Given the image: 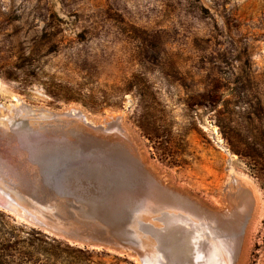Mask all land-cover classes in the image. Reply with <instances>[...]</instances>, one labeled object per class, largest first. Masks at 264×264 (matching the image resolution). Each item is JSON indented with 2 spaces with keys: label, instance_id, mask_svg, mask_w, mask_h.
Listing matches in <instances>:
<instances>
[{
  "label": "rangeland",
  "instance_id": "rangeland-1",
  "mask_svg": "<svg viewBox=\"0 0 264 264\" xmlns=\"http://www.w3.org/2000/svg\"><path fill=\"white\" fill-rule=\"evenodd\" d=\"M0 104L119 118L122 132L28 119L16 135V115L0 113V154L77 160L109 187L156 191L145 210L162 222V243L174 226L200 250L175 264H236L246 237L238 264H264V0H0ZM233 194L249 198L242 231L216 218ZM0 264L143 263L0 207Z\"/></svg>",
  "mask_w": 264,
  "mask_h": 264
},
{
  "label": "water",
  "instance_id": "water-1",
  "mask_svg": "<svg viewBox=\"0 0 264 264\" xmlns=\"http://www.w3.org/2000/svg\"><path fill=\"white\" fill-rule=\"evenodd\" d=\"M0 113L16 115L9 120L14 128L11 132L16 135L21 126H28L31 122L28 119L40 126L74 124L83 130L106 134L113 128L123 131L119 118L98 123L80 110L54 113L34 111L26 106L7 109L0 104ZM12 155L0 154V207L16 216L75 243L135 253L143 264H175L176 259H197L187 249L199 248L188 239H179L174 226L168 231L173 239L167 245L162 243V222L157 216L150 220L145 210L146 204L159 201V196H153L158 195L156 191L128 193L119 186L109 187L102 178L77 172L83 166L78 167L77 160L32 157L18 162Z\"/></svg>",
  "mask_w": 264,
  "mask_h": 264
},
{
  "label": "bare ground",
  "instance_id": "bare-ground-1",
  "mask_svg": "<svg viewBox=\"0 0 264 264\" xmlns=\"http://www.w3.org/2000/svg\"><path fill=\"white\" fill-rule=\"evenodd\" d=\"M13 97V96H12ZM14 97H16V96H14ZM18 98V97H17ZM19 99V98H18ZM19 102V101H18ZM15 103H16V101H15ZM20 103V102H19ZM10 106V105H9ZM71 107V106H70ZM70 110H78V109H74V106H73V108H71V109H69V111ZM51 111V110H50ZM117 113V112H116ZM86 114V113H85ZM23 116V115H22ZM86 116V115H85ZM111 116V115H110ZM87 117V116H86ZM123 117V116H122ZM24 118V117H23ZM88 118V117H87ZM17 119H20V118H16V120ZM107 119V118H106ZM112 119V118H111ZM103 120V119H102ZM122 120V119H121ZM109 121H110V119H109ZM121 125V124H120ZM123 126V125H122ZM130 128V127H129ZM114 129V128H113ZM118 130V129H117ZM123 130H124V128H123ZM115 132V131H114ZM120 133V132H119ZM134 133V132H133ZM130 134H132V133H130ZM138 136V135H137ZM136 136V137H137ZM121 139V138H120ZM131 139V138H130ZM138 140V139H137ZM135 142V141H134ZM137 142V141H136ZM140 143V142H139ZM143 143V142H142ZM124 145V144H123ZM137 145V144H136ZM139 145V144H138ZM144 145V144H143ZM133 147V146H132ZM126 149V148H125ZM142 150V149H141ZM139 152H141V151H139ZM140 154H142V153H140ZM142 156H140V158H141ZM142 159V158H141ZM144 159V158H143ZM146 163H148V162H146ZM142 164H143V162H142ZM150 166V165H149ZM163 167V166H162ZM152 168V167H151ZM157 169V168H156ZM145 170H147L148 171V169H145ZM144 170V171H145ZM151 170V169H150ZM138 171V170H137ZM143 171V170H142ZM156 171V170H155ZM158 171H160V170H158ZM167 171V170H166ZM141 172V171H140ZM161 172V171H160ZM160 172H158L157 174H159ZM149 174H151V173H149ZM153 174V173H152ZM229 174H230V172H229ZM234 174V173H233ZM238 174V173H237ZM133 175V174H132ZM147 176H149V175H147ZM159 176V175H158ZM234 176H235V174H234ZM240 177H241V175H239ZM238 176V177H239ZM145 177V176H144ZM172 177H174V176H172ZM232 177H233V175H232ZM239 177V178H240ZM147 178H151V177H147ZM175 178H176V176H175ZM174 178V179H175ZM243 178H244V176H243ZM242 178V179H243ZM246 178V177H245ZM166 179V178H165ZM232 179V178H231ZM236 179V178H235ZM153 180V179H152ZM228 180V179H227ZM151 180H149V182H150ZM168 181V180H167ZM173 181V180H172ZM242 181H244V180H242ZM176 182V181H175ZM178 182V181H177ZM176 182V183H177ZM156 183V182H155ZM158 183V182H157ZM170 183V182H169ZM234 183V182H233ZM237 183V182H236ZM249 181H248V185H249ZM148 184H150V183H148ZM153 184H154V182H153ZM244 184V183H243ZM174 185V184H173ZM227 185V184H226ZM245 185V184H244ZM244 185H242L243 187H244ZM144 186V185H143ZM156 186V185H155ZM163 186V185H162ZM167 186V185H166ZM188 186V185H187ZM246 186V185H245ZM250 186V185H249ZM256 186V185H255ZM152 187H154V186H152ZM170 187H172V186H170ZM178 187V186H177ZM228 187V186H227ZM251 187V186H250ZM149 188H151V187H149ZM156 188V187H155ZM159 188V187H158ZM173 188H175L174 186H173ZM258 188V187H257ZM170 189V188H169ZM177 189H179V188H177ZM183 189H184V187H183ZM186 189V188H185ZM242 188H240V190H241ZM248 189H249V187H248ZM251 189V188H250ZM171 190V189H170ZM169 190V191H170ZM259 190V189H258ZM153 191V190H152ZM159 191H161V190H159ZM190 191H191V189H190ZM233 191V190H232ZM243 191V190H242ZM241 191V192H242ZM245 191V190H244ZM166 192V191H165ZM185 192V191H184ZM234 192V191H233ZM237 192H239V191H237ZM241 192H239L240 194H241ZM246 192V191H245ZM244 192V193H245ZM260 192V191H259ZM169 193V192H168ZM174 193H176L175 192V190H174ZM187 193H188V191H187ZM235 194H236V192H234ZM238 193V194H239ZM251 193V192H250ZM256 193V192H255ZM170 194V193H169ZM184 194V193H183ZM190 194H191V192H190ZM194 194V193H193ZM231 194V193H230ZM253 194V193H252ZM220 195V194H219ZM246 194H244V195H239V196H235L234 194H233V196H230L229 195V198L228 199H230L229 200V202L230 203H228V201H227V203L230 205V206H228V207H226V208H224L222 211H220V212H223V213H220L221 214V216L219 215V216H216V218H218L219 220L217 221L218 222V224L220 223V224H225V222H228V223H230V224H234V225H236V226H239V227H241L245 222H247L248 221V217H250V208H249V202H248V199L249 198H247V195H248V193H247V195L245 196ZM153 196L155 197V198H157L158 197V195H156V194H153ZM167 196V195H166ZM197 196V195H196ZM251 196H253V195H251ZM168 197V196H167ZM174 197V196H173ZM194 197V196H193ZM218 198H219V196H217ZM228 197V196H227ZM255 197V196H254ZM257 197V196H256ZM149 198H151V199H153L152 197H150L149 196ZM160 198V197H159ZM170 198V197H169ZM168 198V199H169ZM179 198H181V197H179ZM186 198H187V196H186ZM214 198V197H213ZM223 198V197H222ZM259 198V197H258ZM258 198H256L257 200H258ZM164 199H166V198H164ZM172 199V198H171ZM220 199H221V197H220ZM220 199H218V201L220 200ZM225 199V198H224ZM251 199V198H250ZM163 200V199H162ZM185 200V199H184ZM215 200V199H214ZM176 202H177V200H175ZM186 201V200H185ZM192 201H193V199H192ZM195 201V200H194ZM201 201V200H200ZM206 201V200H205ZM259 201H260V199H259ZM175 202V203H176ZM187 202H188V199H187ZM203 202H204V200H203ZM222 202V201H221ZM263 202V201H262ZM164 203V202H163ZM169 203V202H168ZM198 203V202H197ZM196 203V204H197ZM206 203V202H205ZM220 203V202H219ZM223 204V203H222ZM183 205H184V203H183ZM194 205V204H193ZM201 205V204H200ZM224 205V204H223ZM256 205V204H255ZM263 205V204H262ZM169 206L171 207V205L169 204ZM186 206V205H185ZM197 206H199V204L197 205ZM203 206V205H202ZM220 206H222V205H220L219 204V207ZM2 207V206H1ZM196 207V206H195ZM204 207V206H203ZM218 207V208H219ZM223 207H225V206H223ZM256 207H258V206H256ZM264 207V206H263ZM199 208V207H198ZM208 208V207H207ZM190 209V208H189ZM259 209V208H258ZM6 210V209H5ZM169 210V209H168ZM201 210V209H200ZM200 210H198V211H200ZM203 210V209H202ZM207 210V209H206ZM210 210H211V207H210ZM260 210V209H259ZM258 210V214H260V212L261 211H259ZM264 210V209H263ZM262 210V211H263ZM176 211V210H175ZM194 211H196L195 209H194ZM257 211V209L255 210V212ZM189 212H191V211H189ZM264 212V211H263ZM191 213H193V212H191ZM194 213H196V212H194ZM203 214V213H202ZM206 215H207V213H205ZM210 214H212V213H210ZM198 215V214H197ZM200 215V214H199ZM209 215V214H208ZM261 215V214H260ZM191 216V215H190ZM263 216V215H262ZM181 217H183V216H181ZM180 217V218H181ZM208 217H210V215L208 216ZM254 217H255V215H254ZM259 217V216H258ZM264 217V216H263ZM179 218V217H178ZM190 218V217H189ZM192 218V217H191ZM253 218V217H252ZM197 219V218H196ZM257 219V218H256ZM185 220V219H184ZM203 220V219H202ZM186 221V220H185ZM199 222V221H198ZM254 223H255V220L253 221ZM180 223V222H179ZM260 222L258 221V224H259ZM186 224V223H185ZM187 224H188V222H187ZM257 224V223H256ZM190 225V224H189ZM229 225V224H228ZM181 226V225H180ZM222 226V225H221ZM220 226V227H221ZM257 226V225H256ZM256 226H254L255 227V229H254V227H252L253 228V230H256ZM188 227V226H187ZM213 227V226H212ZM225 227V226H224ZM227 227V226H226ZM229 227V226H228ZM230 227H232V226H230ZM258 227V226H257ZM215 228V227H214ZM218 228H219V226H218ZM244 228V227H243ZM242 227L240 228V230L242 231V229H243ZM248 228V227H247ZM239 229V228H238ZM251 230V229H250ZM219 231V230H218ZM225 230H223V232H224ZM219 233V232H218ZM226 233H227V231H226ZM238 233H240V232H238ZM246 233V232H245ZM228 234V233H227ZM232 234H233V232H232ZM249 234V233H248ZM205 235V234H204ZM223 235V234H222ZM228 236V235H227ZM229 237H230V235H229ZM221 238H222V236H221ZM244 241L242 242L241 241V243L243 244V247L241 248V253H240V257H239V261L238 260H236L237 261V263L236 264H238V263H241V261H243V259H244V255H245V252H246V247H247V237H246V239H243ZM196 242V241H195ZM228 242V241H227ZM230 243V242H229ZM235 243V242H234ZM235 245V244H234ZM233 246V245H232ZM238 250V249H237ZM233 251H234V249H233ZM235 258V257H234ZM237 259V258H236Z\"/></svg>",
  "mask_w": 264,
  "mask_h": 264
}]
</instances>
